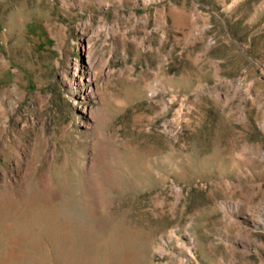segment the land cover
Here are the masks:
<instances>
[{
	"label": "rangeland",
	"instance_id": "374dc122",
	"mask_svg": "<svg viewBox=\"0 0 264 264\" xmlns=\"http://www.w3.org/2000/svg\"><path fill=\"white\" fill-rule=\"evenodd\" d=\"M0 264H264V0H0Z\"/></svg>",
	"mask_w": 264,
	"mask_h": 264
},
{
	"label": "bare ground",
	"instance_id": "6f19581e",
	"mask_svg": "<svg viewBox=\"0 0 264 264\" xmlns=\"http://www.w3.org/2000/svg\"><path fill=\"white\" fill-rule=\"evenodd\" d=\"M95 75V74H94ZM90 78H93L92 72L89 73ZM91 90V89H90Z\"/></svg>",
	"mask_w": 264,
	"mask_h": 264
}]
</instances>
